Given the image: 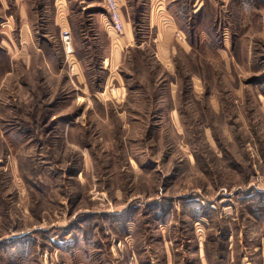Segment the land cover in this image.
<instances>
[{
	"label": "rangeland",
	"instance_id": "374dc122",
	"mask_svg": "<svg viewBox=\"0 0 264 264\" xmlns=\"http://www.w3.org/2000/svg\"><path fill=\"white\" fill-rule=\"evenodd\" d=\"M115 1L0 0V264H264V0Z\"/></svg>",
	"mask_w": 264,
	"mask_h": 264
},
{
	"label": "built area",
	"instance_id": "2783aa9c",
	"mask_svg": "<svg viewBox=\"0 0 264 264\" xmlns=\"http://www.w3.org/2000/svg\"><path fill=\"white\" fill-rule=\"evenodd\" d=\"M109 12L111 23L115 30L122 29V18L115 0H105ZM63 40L68 43L69 36L66 30L63 31Z\"/></svg>",
	"mask_w": 264,
	"mask_h": 264
},
{
	"label": "crops",
	"instance_id": "0c3cea01",
	"mask_svg": "<svg viewBox=\"0 0 264 264\" xmlns=\"http://www.w3.org/2000/svg\"><path fill=\"white\" fill-rule=\"evenodd\" d=\"M107 15H104L101 19H102V21L104 22V25L106 26V28H108V29H111V25H109L108 26V22H106L107 21V17H106ZM106 18V19H105Z\"/></svg>",
	"mask_w": 264,
	"mask_h": 264
}]
</instances>
